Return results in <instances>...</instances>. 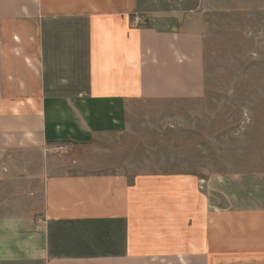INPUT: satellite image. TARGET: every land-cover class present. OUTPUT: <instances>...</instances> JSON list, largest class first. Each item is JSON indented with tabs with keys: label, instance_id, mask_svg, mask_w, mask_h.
<instances>
[{
	"label": "crops",
	"instance_id": "crops-1",
	"mask_svg": "<svg viewBox=\"0 0 264 264\" xmlns=\"http://www.w3.org/2000/svg\"><path fill=\"white\" fill-rule=\"evenodd\" d=\"M189 13L0 0V264H264V170L130 146L140 110L205 94ZM146 152L169 164L131 178Z\"/></svg>",
	"mask_w": 264,
	"mask_h": 264
},
{
	"label": "rangeland",
	"instance_id": "rangeland-1",
	"mask_svg": "<svg viewBox=\"0 0 264 264\" xmlns=\"http://www.w3.org/2000/svg\"><path fill=\"white\" fill-rule=\"evenodd\" d=\"M138 1L146 10L190 11L203 36L205 94L140 110L131 149H177L178 173L264 170V0ZM145 155L140 165L131 157V178L170 161Z\"/></svg>",
	"mask_w": 264,
	"mask_h": 264
}]
</instances>
